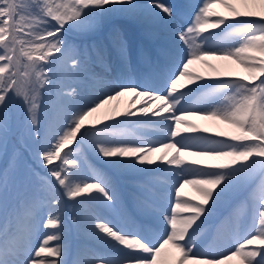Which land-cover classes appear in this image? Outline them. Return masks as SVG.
<instances>
[{
    "label": "snow or ice",
    "instance_id": "6c2138e0",
    "mask_svg": "<svg viewBox=\"0 0 264 264\" xmlns=\"http://www.w3.org/2000/svg\"><path fill=\"white\" fill-rule=\"evenodd\" d=\"M0 162V264H264V0H0Z\"/></svg>",
    "mask_w": 264,
    "mask_h": 264
},
{
    "label": "bare ground",
    "instance_id": "6f19581e",
    "mask_svg": "<svg viewBox=\"0 0 264 264\" xmlns=\"http://www.w3.org/2000/svg\"><path fill=\"white\" fill-rule=\"evenodd\" d=\"M141 1H143V0H141ZM194 3H199V0L194 1ZM217 8H218V7H217ZM217 8H216V9H217ZM223 10H224V9H223ZM217 11H218V10H217ZM221 12H222V11H221ZM120 26H121V29L124 30V29H126V28H128V27H130V26H132V25H127V24L121 22V23H120ZM132 30H133V28H132ZM132 30H131V34H132L133 36H135L134 33L132 32ZM210 63L215 64L218 68H222L223 64L226 63V62L210 61ZM233 67H234L235 71H239L241 74H243L242 69H239V68L236 67V66H233ZM194 70H197L198 73H201V74L208 73V72L210 71L209 69H206V68L203 66L202 63H196L195 66H194ZM95 71L104 74V70H103V68H101L100 66H96V67H95ZM107 75H108V74H107ZM124 98H125V97H124ZM128 98H129V97H127V99H128ZM126 104H127V103H126V98H125V100H124V99H119V100L113 101V102H112V105H110V106H108V107H109V108H111V107H118L119 110L123 111V110H126L127 106H129V104H128V105H126ZM194 120H196V122H197L196 125H199V126L209 125V126H211V122H205V121H201V120H197V119H194ZM185 159H191V158H190V157H185ZM93 163H94V162H93ZM2 166H3V165H2V162H0V167H2ZM185 195H187V196H189V197H191V198H192V197H195V198H196V196H197V195L195 194V190H194L193 188H190V187H186ZM73 215H76L77 217H79V215H80L81 218H82V213H81L79 210H77V211H75V212H73V211H66V212H65V215H64V221H65L66 224L69 225L71 243L73 244V241H75V243H76L77 245H86V246H88V247L94 248V244H95L94 241H90V240H88L83 234H81V236H76L74 230L72 229V219H71V216H73ZM203 238H204V237H202V239H203ZM80 240H81V244H80ZM210 243H215V241H212V240H211ZM69 245H70V244H69ZM74 246H75V245L73 244V248H74ZM76 247H77V246H76ZM73 248H72V247L69 248V249H70V254H69L68 258H70V256L72 257L74 253H75V257H76V251H77V249L74 250ZM82 256H85V255H82ZM169 256H171V254H170ZM169 256H168V257H169ZM168 257H167V258H168ZM233 262H234L235 264H240L239 260H234Z\"/></svg>",
    "mask_w": 264,
    "mask_h": 264
},
{
    "label": "rangeland",
    "instance_id": "374dc122",
    "mask_svg": "<svg viewBox=\"0 0 264 264\" xmlns=\"http://www.w3.org/2000/svg\"><path fill=\"white\" fill-rule=\"evenodd\" d=\"M194 1H196V0H166V2L167 3H169V4H173V5H175L181 12H185V11H187V6L190 4V3H194ZM141 2H143V1H141ZM218 7V8H217ZM217 8V9H216ZM218 10V11H217ZM214 11H217V12H221V13H225L226 14V10L224 9L223 10V8L222 7H220V6H215V8H214ZM185 21H187V17H185ZM122 23H125V24H127V25H132V24H130V23H128V22H126V21H121ZM132 28H133V30H132ZM131 30H132V32L133 33H136V27L134 26V25H132V26H130V27H128V28H126V29H124L123 31H126V32H128V33H131ZM194 66H195V64L194 65H192V67H191V71H193V72H196V73H198V71L197 70H194ZM238 74H241L239 71H236ZM111 76H112V73H108V77L109 78H111ZM181 83H184L183 81L181 82ZM126 98V105H128L129 104V106H127V108L126 109H128L129 107H130V101H131V99H132V97H130V96H128V95H126V96H123V97H120L119 99H124L125 100V98ZM127 97H129L128 99H127ZM118 99V100H119ZM144 99H146V98H137V104L135 105V108H140V107H143L144 105H143V100ZM133 110H135V109H133ZM135 118H139V117H135ZM135 118H133V119H135ZM190 123H193V124H197V122H196V120H194V119H192V120H190L189 121ZM221 127H223V126H221ZM213 130H215V129H213ZM156 135V133H155V131L154 130H151L149 133H148V136L150 137V136H155ZM185 190H186V187H185V189L183 190V192H182V198H191V197H189V196H187V195H185ZM196 193V192H195ZM196 199H193L194 201H198L199 199H200V197H199V195L196 193ZM195 198V197H194ZM78 218H81V216L79 215V217ZM71 219H72V216H71ZM66 224V223H65ZM67 225V231L65 232V239H64V243L66 244V246H68L69 248H73V244L75 245L74 246V250L75 249H77L79 246H81V245H77L76 243H75V241H73V244L71 243V239H70V229H69V225L68 224H66ZM72 229L74 230V232H75V234H76V236H81V234L82 233H78L77 232V230H76V228L74 227V225H73V221H72ZM209 241L210 240H208L207 241V243L208 244H211V243H209ZM53 243H56V242H53ZM70 244V245H69ZM80 244H81V240H80ZM77 246V247H76ZM97 247V245H96V243L94 244V248H96ZM167 252H168V255H166V256H162V261L163 260H168V259H174V257H175V252H174V250H166ZM171 254V256H169ZM169 256V257H168ZM168 257V258H167ZM75 258V253L73 254V256L71 257L70 256V258H68L70 261L72 260V259H74ZM80 259H82V260H90L91 259V256H87V255H85V256H81L80 257ZM234 261V260H233ZM231 262V264H235L234 262Z\"/></svg>",
    "mask_w": 264,
    "mask_h": 264
}]
</instances>
